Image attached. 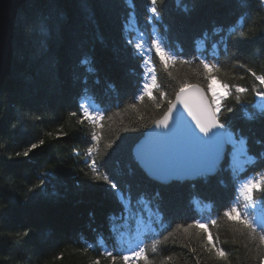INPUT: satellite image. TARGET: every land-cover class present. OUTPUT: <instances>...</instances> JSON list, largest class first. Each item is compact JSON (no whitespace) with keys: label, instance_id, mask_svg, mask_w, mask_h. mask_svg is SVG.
Returning <instances> with one entry per match:
<instances>
[{"label":"trees","instance_id":"16d2710c","mask_svg":"<svg viewBox=\"0 0 264 264\" xmlns=\"http://www.w3.org/2000/svg\"><path fill=\"white\" fill-rule=\"evenodd\" d=\"M149 5L150 0H27L18 9L11 70L0 88V264H145L132 255L139 247L152 264H260L264 246L223 213L236 205L253 219L239 201V188L264 175V114L258 107L264 98L256 96L264 85L249 71L264 74V6L258 0H157L161 18L150 23ZM141 32L145 48L160 40L189 63L170 62L166 69L154 48L140 56L126 41ZM220 36L224 43H218ZM199 53L219 67L216 84L230 87L221 101V121L255 159L239 168L228 144L215 174L159 183L138 166L132 147L165 112L181 82L198 83L211 96L203 67L193 59ZM149 56L156 99L139 100ZM237 86L248 90L239 102ZM82 103L103 114L98 126L80 123ZM32 144L39 146L28 156L15 155ZM93 159L101 174L117 182L123 200L94 179ZM253 195L264 205V192ZM146 216L151 230L140 232ZM196 220L208 224L226 260L204 247L195 227L176 231ZM132 240L138 243L134 249Z\"/></svg>","mask_w":264,"mask_h":264},{"label":"snow or ice","instance_id":"6c2138e0","mask_svg":"<svg viewBox=\"0 0 264 264\" xmlns=\"http://www.w3.org/2000/svg\"><path fill=\"white\" fill-rule=\"evenodd\" d=\"M244 2L245 0H241V3ZM161 3H163V0H161ZM258 4L264 6V0H258ZM156 5L157 0H150L148 8V11L151 13L148 17L150 23L153 20L158 21L161 18V13ZM213 34L215 35V33ZM240 35L243 37L246 33L241 31ZM224 42L225 38L220 36L218 43ZM126 43L140 56L145 55V41L142 32L135 38H129ZM153 48L166 69L169 67L170 62L172 64L189 63L188 60H184L168 50L160 40L152 39L150 41L147 51L150 52ZM212 49L213 53H215L218 50V44L213 43ZM193 59L197 60L198 64L203 67L204 74L207 78V90L211 92V96L209 97L204 89L196 84H191L186 81L181 82L178 91L175 93V100H168L167 109L163 115L159 119L152 121L154 128L163 129L164 131L157 133L153 140L147 142L137 151V159L145 171L153 178L162 182L173 178L181 179L193 175L211 173L215 169L217 162L223 156L225 147L228 144L233 146L234 159L236 155H246L243 147V138L237 139L235 134L228 130L226 123L222 122L220 119L222 109L221 101L231 94L229 85L224 83L221 84L219 88L216 86V77L213 75V72H219L220 69L217 64L211 62L206 53H199L193 56ZM144 64L148 65L146 73L151 74V83L143 84L142 94L137 97V99L143 100L144 97L147 96L155 100L156 97L153 96V89H158V85L156 82L155 69L152 67V58L149 56L144 60ZM241 66L243 67V65ZM249 71L261 85H264V74L257 75V73L251 69H249ZM253 90L255 91V89ZM247 91L248 90L244 87H235L237 102L240 101L239 94L246 93ZM160 95L162 97L164 96L162 92ZM256 96L264 98V91L256 92ZM159 106V103H157V107ZM80 107L82 111L80 123H84L86 119L91 121L94 126H98L99 122L104 119L102 113L90 112L89 107L84 104H81ZM131 107L135 108V105L133 104ZM258 107H262V114H264V106ZM184 111L191 117V122L182 119ZM227 111L231 112L232 109L228 108ZM72 115L75 116L76 113H72ZM252 118V116H249V119ZM192 122H194V127ZM91 139L98 143L100 137L96 132H93ZM43 143V140L39 141L40 145ZM257 143H260V141H257ZM38 146V144H32L26 151L22 153L17 152L15 155L26 157ZM107 147L111 148L112 144L109 143ZM94 151H96L95 144L88 148L87 153L91 156ZM261 158L264 159V153L261 154ZM250 159L254 160L255 158L253 157ZM89 167L92 169L96 181H103L108 184L111 189L115 190L118 195H120L121 200L125 198V194L120 192L117 182L108 174H101L97 170L96 160H91ZM40 184H44L43 179L40 180ZM240 191L245 201V209L250 205L252 212L255 213L257 204L253 194L257 191L264 192V175L259 176L258 179L246 181ZM157 195H159V193H157ZM127 199L128 205L131 207V192L127 193ZM125 211H127V209H125ZM259 211L260 215L258 218L250 219L247 210L241 212L239 207L233 205L224 211L223 216L241 225L242 228L238 229V231H246L253 240L258 239L259 246H264V205L259 206ZM158 219V215L154 218L149 217L151 222H156ZM216 222L215 219L209 220V223L212 225H215ZM193 227L202 234L205 240L204 247L207 248L209 252H214L217 258H224L226 260L227 253L214 242L213 235L209 231L207 223H201L200 220H196L194 224H190L188 227H183L182 225L178 226L176 231L182 228L183 232L187 233L189 228ZM257 229H259V232ZM144 230L150 231L151 228L145 225ZM173 234L174 233H169V235ZM24 235H27V233L25 232ZM165 239H167V237H165ZM154 250L155 244L153 245V251ZM193 251L195 250L193 249ZM105 255L110 257L113 261L117 259L112 251L105 250ZM132 255L142 257L145 264H152L145 255L144 247H139V250L133 252ZM122 259L127 261L129 256H123ZM95 264H100L99 260H97ZM260 264H264V254H262Z\"/></svg>","mask_w":264,"mask_h":264},{"label":"water","instance_id":"95a60500","mask_svg":"<svg viewBox=\"0 0 264 264\" xmlns=\"http://www.w3.org/2000/svg\"><path fill=\"white\" fill-rule=\"evenodd\" d=\"M27 0H0V88L3 84L5 78L9 75L11 70V63H12V56H13V37H14V21L16 18V14L20 6ZM196 84L200 88L204 89L203 86H201L198 83H191ZM206 92V90L204 89ZM207 93V92H206ZM208 95V94H207ZM175 100V96L173 101ZM166 111V110H165ZM163 115V114H162ZM161 115V116H162ZM160 116V117H161ZM159 117V118H160ZM157 118V119H159ZM182 119L187 120L191 122V117L187 115V112H183ZM193 127H194V122ZM163 129L154 128L151 124L143 133V135L134 143L132 147V155L135 158L138 165L145 171L143 166L140 164V162L137 159V151L140 149L143 145H145L147 142H150L155 138V135L157 133L163 132ZM198 131V130H197ZM227 145L224 150V154L221 157V159L217 162L215 169L208 174L205 175H213L218 170V165L224 160L225 153L227 151ZM145 173L147 176L155 181H158L160 183H168L173 180H186V179H194L198 175L189 176L187 178H181V179H170L167 181H160L158 179L153 178L150 176L146 171Z\"/></svg>","mask_w":264,"mask_h":264},{"label":"rangeland","instance_id":"374dc122","mask_svg":"<svg viewBox=\"0 0 264 264\" xmlns=\"http://www.w3.org/2000/svg\"><path fill=\"white\" fill-rule=\"evenodd\" d=\"M146 49H147V48H145V50H146ZM145 67H146V69H147L148 65L145 64ZM146 74H147V75H146V83H151V74H150V73H146ZM216 86H217L218 88L220 87L218 84H216ZM177 91H178V90H177ZM175 93H176V92H175ZM174 96H175V94H174ZM174 96H173L172 100L174 99ZM82 104H86V103H82ZM91 108H92L91 112H93V113H98V111L96 110V107H95V106H91ZM166 109H167V108H166ZM151 124H152V123H151ZM232 158H233L234 163L240 168V167H243V165H244L246 162L249 161V158H250V157H249L247 154H246V155H236V157H235V159H234V156H233V154H232ZM138 166H139V165H138ZM248 180H252V179H246V180H244V181L241 182V185H240V188H239V201H240V202H241V201H244V200H243V195H242V192L240 191V189L242 188L243 184H244L246 181H248ZM154 181H155V180H154ZM157 182H158V181H157ZM159 183H160V182H159ZM244 202H245V201H244ZM256 204H257V210H256L255 213L252 212V208H251L250 205H249V207L247 208L249 211L252 212V217H253V219L258 218L259 215H260V211H259V206H260V204H259L258 202H256ZM196 205H197V207H198V209H199V205H198V204H196ZM145 225L150 226V221L148 220V216H146L145 219H141V221H140V223H139L138 230H139L140 232L145 231V230H144ZM150 228H151V226H150ZM137 245H138V243L135 242L134 240H132V241L129 243V246L131 247V249H134Z\"/></svg>","mask_w":264,"mask_h":264}]
</instances>
